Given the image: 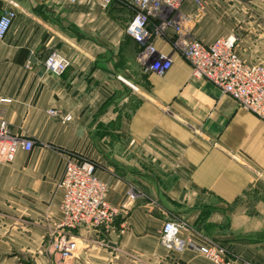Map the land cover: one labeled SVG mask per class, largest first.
Returning <instances> with one entry per match:
<instances>
[{"label": "crops", "instance_id": "0c3cea01", "mask_svg": "<svg viewBox=\"0 0 264 264\" xmlns=\"http://www.w3.org/2000/svg\"><path fill=\"white\" fill-rule=\"evenodd\" d=\"M1 1V9L9 4ZM17 1L21 9L0 38V114L34 146L0 162V255L55 233L62 154L73 151L96 164L109 201L124 205L112 230H74L92 243L75 264L87 257L211 264L194 248L172 251L160 242L164 223L180 219L192 236L225 246L229 258L264 264V121L194 77L177 28L164 26L173 16L188 37L207 44L235 35L246 62L264 63V0H202L201 7L186 0L180 11L151 18L150 41L172 61L164 73L147 70L125 32L133 0L106 9L97 0ZM54 51L70 61L62 75L44 68ZM51 108L71 118L50 116ZM12 223L21 230H9ZM104 240L110 248H101ZM16 257L0 264H18Z\"/></svg>", "mask_w": 264, "mask_h": 264}, {"label": "built area", "instance_id": "2783aa9c", "mask_svg": "<svg viewBox=\"0 0 264 264\" xmlns=\"http://www.w3.org/2000/svg\"><path fill=\"white\" fill-rule=\"evenodd\" d=\"M74 3L77 0H67ZM114 0H97L99 6L106 9ZM186 0H133L136 12L125 27L127 35L139 44V60L149 62L147 70L164 73L172 64L171 59L159 52L150 41L148 24L151 18L160 17L164 9L170 12L181 10ZM201 7L202 0H193ZM21 5L17 0H9L0 14V38L9 32ZM165 27H171L181 36V45L185 57L192 64V74L204 78L234 98L240 107L252 112L264 121V64L248 63L237 51L235 35L221 37L207 44L188 37L178 28V20L170 17L164 21ZM70 61L54 51L44 61L46 71L62 75ZM122 80L127 82L120 76ZM2 102L10 99L3 98ZM48 114L70 119L61 115L60 110L51 108ZM32 140L15 133L9 122L0 114V162L11 163L20 148L32 150ZM64 172L60 182L63 189L61 203L62 219L59 222L52 242V250L59 259V264H72L77 257L78 241L74 230L91 228L110 231L117 217L124 210L123 206L112 204L108 199L109 186L97 174L96 164L84 155L76 152L62 154ZM134 194H132V197ZM190 226L185 220H168L164 223L160 242L172 251L194 248L204 254L211 264H262L254 261L229 258L225 246L201 241L190 234Z\"/></svg>", "mask_w": 264, "mask_h": 264}, {"label": "rangeland", "instance_id": "374dc122", "mask_svg": "<svg viewBox=\"0 0 264 264\" xmlns=\"http://www.w3.org/2000/svg\"><path fill=\"white\" fill-rule=\"evenodd\" d=\"M2 11L3 9H0V14L2 13ZM8 227H9V230L11 229L21 230L19 229V227H16L15 223L8 225ZM54 235H55L54 231H50L49 234L45 236L43 242L24 241V242H21L20 244L18 243V251L15 248H13L8 253H2L0 255V262L3 261L4 259L6 260V258L9 259L13 256H17L16 258H17L18 264H59L60 263L59 259L56 256V253L52 250V242H53ZM21 236L24 240L27 238V236L24 235L23 233L21 234ZM77 241H78V247H79L76 253L77 255L84 252L92 245V243L88 244L82 241L81 239H77ZM107 245H108V242L106 240H104V242L100 244L101 248H104V247L110 248V246H107ZM40 255H43L44 257H46L47 262H45V259L44 261H42V258H39ZM92 258L87 257L86 262H84V264H99L98 261H95ZM72 264H75V258L72 260Z\"/></svg>", "mask_w": 264, "mask_h": 264}, {"label": "trees", "instance_id": "16d2710c", "mask_svg": "<svg viewBox=\"0 0 264 264\" xmlns=\"http://www.w3.org/2000/svg\"><path fill=\"white\" fill-rule=\"evenodd\" d=\"M2 6H3V3H2V1H0V9L2 8Z\"/></svg>", "mask_w": 264, "mask_h": 264}]
</instances>
